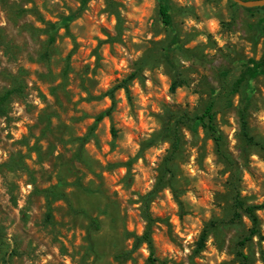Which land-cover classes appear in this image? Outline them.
Wrapping results in <instances>:
<instances>
[{
    "label": "rangeland",
    "instance_id": "rangeland-1",
    "mask_svg": "<svg viewBox=\"0 0 264 264\" xmlns=\"http://www.w3.org/2000/svg\"><path fill=\"white\" fill-rule=\"evenodd\" d=\"M103 3L101 8L100 0H95L91 7L92 0L86 3L83 0H0V97L12 92L0 103V121L6 126L0 127V264H139L143 257L137 254L138 249L145 243L128 230V225L143 223L145 232L148 216L152 241L154 236L163 235L177 250L167 252L162 243L153 241L154 264H200V261L208 264L209 259L213 264H263L259 250L264 251V242L259 245L256 237L244 241L252 224L245 223L244 215L241 219L235 218L233 209L236 193L248 205H264V172L252 166L250 159L257 155L264 160V149L243 145L239 120V113L246 109L252 135L264 146V120L260 119L264 115V69L257 79L236 86L245 64L264 55V34L258 28L264 19L263 7L248 11L231 0H153L150 17L144 20L141 29L138 21L121 16V9L131 12V6L124 0H103ZM136 3L139 6L142 0ZM161 5L168 7L172 14L171 27L162 21ZM44 13L54 20L47 19ZM105 14L109 22L112 16L116 17L113 31L97 24L99 16ZM189 18L200 24L217 19L221 28L217 34L227 38V43L221 48L207 27L188 26L185 21ZM77 20L83 23L76 24ZM37 23L43 27L38 28ZM94 24L108 37L106 41L90 35ZM137 29L143 33L135 37L141 41L139 44L133 43L132 34ZM149 33L152 40L145 38ZM201 35L207 43L199 40ZM233 36L235 42L231 40ZM66 39L71 41V51L65 45ZM90 40L97 41L95 48ZM105 43L120 45L129 57H134L136 52L141 56L129 58V74L115 80L108 91L99 90L97 95L99 82L95 77L101 70L107 71L101 62ZM111 54L117 55L115 47ZM91 56L96 57L95 63H86ZM160 67L170 80L167 95L172 97L171 103L162 96L156 99L159 95L156 89L162 87L157 78ZM145 71L152 74L151 91L156 93L152 102L161 109L155 113L148 106V114L158 125L150 133L128 128L118 119L122 109H118L120 89L117 87L135 74L134 80H139L147 94L149 89L144 88V81L149 77L144 76ZM36 81L44 86L51 101ZM132 81L126 83L129 91L125 92L139 128L137 98L130 91ZM175 83L176 88L187 93L183 103L175 102ZM32 93L45 105L42 110L31 102L36 98ZM193 95L198 98L195 104L189 101ZM105 96L111 99V107L98 109ZM210 101L214 104L215 126L223 137L221 150L225 156L218 152L199 122L181 126V143L173 153V140L167 134L171 119L176 120L182 113L201 114ZM14 103L23 109L19 117L12 115ZM110 109L108 116L97 121ZM24 119L31 124H24L26 133L16 139L11 133L19 131L15 125ZM105 119L109 125L104 124ZM185 131L190 133V140L185 137ZM125 134L133 135L134 143L140 145L135 157L120 146ZM164 142L170 148L157 157L153 168L146 153ZM105 144L110 148L108 153L102 151ZM192 148L197 150L196 164L204 176L192 177L181 167L190 163ZM210 152L216 158L215 174L209 173L204 163ZM113 153L116 155L108 160ZM121 156H127V162L118 158ZM137 160H143V167L155 180L151 191L144 187L146 181L142 174L133 172ZM120 168H126L127 174L113 183L111 177L118 175ZM245 171L258 191L248 188L243 179ZM136 176H141L139 182ZM120 186L123 195L116 191ZM165 189L171 190L178 212L163 208L162 215L153 212V205L160 208V201L166 199L162 195ZM188 192L200 203L193 205L187 199ZM207 194L212 195V200L206 199ZM258 212L264 213V208ZM172 215L179 216L181 232L186 225L193 231L191 224L197 219L200 221L199 236L194 243L185 245L177 236L175 226L170 223ZM258 217L264 234V216ZM213 222H218V226L209 236L217 252L227 253L229 260L217 262L215 257L203 256V252L209 251L206 243L199 251L200 236ZM129 240L134 241L131 247ZM185 246L190 248V255H183ZM146 264H151L149 258Z\"/></svg>",
    "mask_w": 264,
    "mask_h": 264
},
{
    "label": "clouds",
    "instance_id": "clouds-1",
    "mask_svg": "<svg viewBox=\"0 0 264 264\" xmlns=\"http://www.w3.org/2000/svg\"><path fill=\"white\" fill-rule=\"evenodd\" d=\"M54 2H58V0H54ZM124 2L127 5L131 6V12L126 13L123 9L120 10L121 16L127 15L130 20H135L140 23L141 29L144 28V20L148 17H150V10L153 9L154 3L153 0H142V3L137 6L136 0H124ZM183 2V0H181ZM95 4V0H92V4L90 5L93 6ZM78 6V5H77ZM28 7L30 8L31 5L29 4ZM100 7H104L103 0H100ZM43 12V9H41ZM46 18L49 20H54L53 17L47 16L46 13H44ZM65 15H68L67 12H65ZM55 22V21H54ZM76 24H82V20H77L75 21ZM117 20L115 16L111 17V20L109 22V18L107 14L105 15H100L99 20L97 22L98 25H103L104 27L108 28L109 31H113L115 26H116ZM185 23L190 26V27H195L197 29H202L207 27L209 33L214 36L216 42L219 44L221 48L224 47L225 43H227V38L222 37L221 35H218L221 31L220 28V23L217 19L212 18L206 21V24H200L196 23L195 20L189 18L188 20L185 21ZM97 24H94L93 28L90 31L91 36H97L101 41H106L108 39L107 36H105L102 32L98 30ZM2 26V25H0ZM38 28L43 27L39 23L36 25ZM64 30L61 29V35H63ZM133 35V43L139 44L141 41L137 40L135 37L137 35H143V33L140 31V29H137ZM147 40H152V34L149 33L146 37ZM41 39H44V37H41ZM159 39V37L157 38ZM236 37L233 36L231 37V40L235 42ZM200 41H203L207 43V40L205 36L201 35L199 37ZM82 42V41H80ZM59 43V41L57 42ZM90 43L92 45V48H95L97 46V41L96 40H90ZM65 45L69 51H71L72 44L71 41L66 39L65 40ZM112 47H115V51L117 53L116 56H113L111 54ZM81 51H84L81 49ZM103 60L101 61L103 65L106 66L107 71L101 70L99 74L95 77V79L99 82V88L97 91V95L100 94L99 90L103 91H108L112 85V83L115 82L117 79H123L125 75L129 74V65H128V59L129 58H138L141 56L140 52H136L134 54V57H129L128 52L121 47L120 45H114L110 46L107 43L104 44L103 48L101 49ZM90 55V50L89 53ZM118 57H123L119 58ZM96 57L91 56L90 60H86V63H95ZM118 73L119 75H112V73ZM144 76L149 77L148 80L144 81V88L149 89L148 93L145 94L143 88L141 87V84L139 80H133L130 86V91L133 92L136 96V104L138 106V111H137V118L139 119V128H137L136 122L131 114V108L128 104L127 100V95L125 92V89L121 88L119 90V97H118V109H122V111L119 113L118 119L123 123L128 128L136 129L139 131L140 129H144L146 132H152L154 129L158 127L157 123L153 120V118L148 114V106L151 105V110L152 112L159 113L161 111L160 107L152 102L153 95L156 93H159V95L156 96V99H160L161 96L168 101L169 103L172 102V97L167 95L169 93L171 84L169 78L164 74V69L163 67H160L157 69V78L161 82L162 87L160 89H156V93L151 91L154 88V85L152 83V80L150 79L151 77V72L150 71H145ZM32 80L35 81L36 78L35 76L32 77ZM59 82V81H58ZM37 86L40 88L41 92L44 93L45 96L48 97L49 101H51V96L48 95L47 91L45 90L44 86L40 85L38 81H36ZM29 88H31V84H29ZM85 95L86 94H82ZM32 96L36 97L33 99L31 102L38 108V109H43L45 105L41 102L39 99L38 95L36 93H32ZM187 96V93L180 87L176 88V103H183L185 97ZM198 98L193 95L189 97V101L192 104H195L196 100ZM112 101L109 97L105 96L103 103L99 104L98 109H108L111 107ZM12 107L15 109V111L12 113L13 116L19 117L22 115L23 109L17 105L13 104ZM84 107H87L85 105ZM261 120H264V115H261L260 117ZM93 121H88V123H92ZM24 124H31V121L24 119L21 120L20 123L15 125V128L19 129V131H12V135L16 139H20L22 133H26L27 129L23 127ZM105 125H109L108 119L104 120ZM0 127H6L2 121H0ZM8 133L6 132L5 135ZM232 134L234 136L235 134V129L232 130ZM184 135L187 139H191V135L188 131L184 132ZM201 136H203V133L201 132ZM231 138V137H230ZM107 139H111L110 136L107 137ZM11 142V141H10ZM232 144L235 145L236 141L235 139H232ZM209 145L211 146V141H209ZM120 146L126 150H129L130 155L135 157L137 152L140 149V145L137 143H134V137L131 134H125L124 139L120 142ZM91 147V146H89ZM170 145L167 142H164L162 146L158 148H151L149 149V153H146V157L151 161L152 167H156L157 163V157L163 156L167 150H169ZM94 150V149H93ZM102 151L104 153H108L110 151V148L108 147L107 144L104 145ZM192 151V156L190 157V163L187 165H182L181 167L184 169L186 173L191 175L192 177H196L197 175L204 176L205 173L202 172L199 167L196 164L197 160V150L195 148L191 149ZM116 154L113 153L112 156H108V160L113 159V156ZM6 158V157H5ZM98 159H101L99 156L97 157ZM119 159H123L125 162H127L128 157L127 156H121L118 157ZM32 159L35 160L36 156L33 154ZM215 156L211 152L209 155L205 158L204 163L208 166V172L215 174L217 171V166L214 164L215 161ZM251 161L253 162L252 166L258 167L261 172H264V160H261V158L257 155H252L250 157ZM101 163H104V160L101 159ZM47 167V165H45ZM140 172L142 174V179L146 181L144 184V187L148 190L151 191V185L155 183V180L150 178V174L147 169L143 167V160H137L136 164L134 165L133 172ZM127 174V169L126 168H120L118 170V175H113L111 177L113 183H116L120 177H123ZM107 176V174H105ZM211 179V177H209ZM225 179H227V174H225ZM244 181L247 183L249 189H254V190H259L256 188V185L252 182V178L249 175L247 171L244 172ZM137 182L141 180V176H136ZM203 183V182H201ZM30 187V186H29ZM122 186L117 187L116 191L123 195V192L121 191ZM23 191V189H22ZM242 195H247V192H242ZM162 195L166 198L165 200L160 201V208H157L155 204L153 205V212L157 214H163L160 209L163 208L165 210H171L173 212H178L179 211V206L175 202V199L172 195V192L170 189H165L162 193ZM187 199L193 204L197 205L200 203L195 197V195L192 192H188L186 194ZM212 195L207 194L206 199L207 200H212ZM135 207L139 208V205H135ZM207 215V213H206ZM258 216H264V213L258 212ZM187 220H192V217H186ZM245 223H249L250 221L248 220L247 217H244ZM170 223L175 226V232L177 236H179L181 239L185 241V245L194 243L195 239L198 238L199 236V230L197 226L200 224V221L197 219L194 223L191 224V229L193 231L189 230V227L186 225L184 227V231L181 232V221L178 215H172ZM128 230L130 232H135L138 237H142L144 234V224L141 223L139 225H133L132 223H129L128 225ZM254 240L256 239L255 237L253 238ZM154 242L162 243L163 249H165L167 252H176L177 250L175 249L174 245H172L165 236L163 235H156L153 237ZM79 243V241H78ZM129 247H131L134 244L133 240L128 241ZM206 247L209 249L207 252H203L202 255L205 257H215L217 262L220 261H225L231 259L227 255V253H218L217 249L214 247V240L211 236L206 241ZM190 248L185 246L183 249V255H190ZM139 256L143 257L139 261V264H146L147 259L150 257V252L148 250V245L147 243L143 244L139 249L138 253ZM257 256H259V253L257 252ZM200 264H205L204 261H200ZM208 264H213V261L211 259L208 260Z\"/></svg>",
    "mask_w": 264,
    "mask_h": 264
},
{
    "label": "trees",
    "instance_id": "trees-1",
    "mask_svg": "<svg viewBox=\"0 0 264 264\" xmlns=\"http://www.w3.org/2000/svg\"><path fill=\"white\" fill-rule=\"evenodd\" d=\"M88 0H83V3H86ZM257 8L253 9H246L248 11H252ZM264 9V7H263ZM160 14L162 17L163 23L167 27H171L173 24L172 20V14L168 7L161 5L160 7ZM43 23L45 21L41 19ZM258 28L259 30L264 34V19H262L258 23ZM264 69V55L262 56L261 59L255 60V59H250L244 66V69L242 70L239 78L236 81V86L237 88L242 86L246 81L248 80H254L257 79L260 75V71ZM136 77L135 74L129 76L127 81H125L122 85H119L117 89H125V91L128 93L129 89L126 86V83L130 80H134ZM178 85L175 83L173 84V89H175ZM12 94V92H7L3 97H0V103L4 102L6 99L9 98V96ZM111 113V109L106 111L105 113L101 114L98 118L97 121H101L105 116H108ZM215 112H214V104L213 102H208L205 109L201 114H194L190 115L188 113H182L181 115H178L176 117V120L171 119V127L169 128L170 132L167 133L170 138L173 140V153L174 151L178 150V147L181 143V126L188 127L191 125V123H196L199 122L206 132V134L213 139L215 142L218 152H221L222 156H225V153H222V140L223 137L221 133L217 130L215 126ZM239 120H240V137L242 140L243 145L248 148V147H257L259 149H264V146L262 145L261 142L256 140V138L252 135L251 129H250V124L248 120V113L247 110H242L239 113ZM168 130V129H167ZM234 204H233V209H234V217L237 219H241V217L244 215L248 217L252 224V228L249 231V236L244 239V241L252 240L254 237L258 239V244L261 245L264 242V234L260 231L259 228V223L260 219L257 215V212L261 209L264 208V205H248L241 197L239 193H236L234 196ZM148 221V228L144 232L142 237H138L137 239L139 241H142L143 243H147L148 248L150 250V257H149V262L151 264H154L155 259H154V254H155V249L151 237V218L148 216L147 217ZM97 225V222H93ZM218 226V222H213L210 223L207 228L204 229L202 232L199 243H198V248L199 251L202 250L205 246V243L208 239V236L210 234V231L213 229H216ZM259 253L261 255V260L262 263L264 264V251L262 248H260ZM124 257H127L128 254L122 255ZM244 258V257H243ZM246 259V258H245Z\"/></svg>",
    "mask_w": 264,
    "mask_h": 264
},
{
    "label": "water",
    "instance_id": "water-1",
    "mask_svg": "<svg viewBox=\"0 0 264 264\" xmlns=\"http://www.w3.org/2000/svg\"><path fill=\"white\" fill-rule=\"evenodd\" d=\"M231 1L247 9L264 7V0H231Z\"/></svg>",
    "mask_w": 264,
    "mask_h": 264
}]
</instances>
